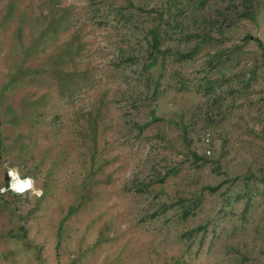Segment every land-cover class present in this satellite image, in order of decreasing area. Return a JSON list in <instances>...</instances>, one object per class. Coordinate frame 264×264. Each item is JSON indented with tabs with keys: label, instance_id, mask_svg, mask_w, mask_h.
I'll use <instances>...</instances> for the list:
<instances>
[{
	"label": "rangeland",
	"instance_id": "obj_1",
	"mask_svg": "<svg viewBox=\"0 0 264 264\" xmlns=\"http://www.w3.org/2000/svg\"><path fill=\"white\" fill-rule=\"evenodd\" d=\"M9 169L0 264H264V0H0Z\"/></svg>",
	"mask_w": 264,
	"mask_h": 264
},
{
	"label": "clouds",
	"instance_id": "obj_2",
	"mask_svg": "<svg viewBox=\"0 0 264 264\" xmlns=\"http://www.w3.org/2000/svg\"><path fill=\"white\" fill-rule=\"evenodd\" d=\"M7 175L10 178L9 185L7 188L0 187V194H4L10 190L16 195H23L24 193L31 190L33 195L36 197H40L43 195L42 189L34 188V181L31 177L20 179L19 172L15 169H9L7 171Z\"/></svg>",
	"mask_w": 264,
	"mask_h": 264
},
{
	"label": "trees",
	"instance_id": "obj_3",
	"mask_svg": "<svg viewBox=\"0 0 264 264\" xmlns=\"http://www.w3.org/2000/svg\"><path fill=\"white\" fill-rule=\"evenodd\" d=\"M253 40L257 42V45H260L259 44L260 42H259V40L257 38H253ZM149 45H150L151 56L153 57V59H156L157 56H158V54H159V50L157 49L158 38H157L156 33L154 31H151L150 32ZM192 51L193 50L189 51V53H186V54L181 55L180 57H182V58H189L192 55ZM211 83H212V80H210V79H204L203 84L205 85L204 87H205L206 90H209L210 89ZM186 212H187V210L184 211V213H186Z\"/></svg>",
	"mask_w": 264,
	"mask_h": 264
},
{
	"label": "built area",
	"instance_id": "obj_4",
	"mask_svg": "<svg viewBox=\"0 0 264 264\" xmlns=\"http://www.w3.org/2000/svg\"><path fill=\"white\" fill-rule=\"evenodd\" d=\"M25 177H20V179H24ZM9 177H8V175H7V172H6V179H5V181H4V183H3V185L2 186H0V187H3V188H7L8 187V185H9ZM31 191V190H30ZM8 192H11L10 190L8 191ZM29 192V191H28ZM12 193V192H11Z\"/></svg>",
	"mask_w": 264,
	"mask_h": 264
},
{
	"label": "water",
	"instance_id": "obj_5",
	"mask_svg": "<svg viewBox=\"0 0 264 264\" xmlns=\"http://www.w3.org/2000/svg\"><path fill=\"white\" fill-rule=\"evenodd\" d=\"M4 179H6V177H4Z\"/></svg>",
	"mask_w": 264,
	"mask_h": 264
}]
</instances>
